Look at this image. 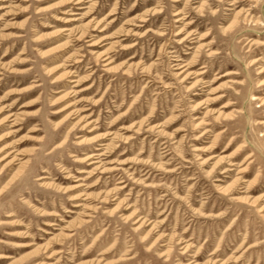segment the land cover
<instances>
[{"label": "rangeland", "instance_id": "374dc122", "mask_svg": "<svg viewBox=\"0 0 264 264\" xmlns=\"http://www.w3.org/2000/svg\"><path fill=\"white\" fill-rule=\"evenodd\" d=\"M77 1L0 0V264H264V0Z\"/></svg>", "mask_w": 264, "mask_h": 264}, {"label": "bare ground", "instance_id": "6f19581e", "mask_svg": "<svg viewBox=\"0 0 264 264\" xmlns=\"http://www.w3.org/2000/svg\"><path fill=\"white\" fill-rule=\"evenodd\" d=\"M82 2V0H79V1H77V3H81ZM72 82H76V80L75 79H72L71 80ZM13 115L14 114H11V115H8V116H6V118H8L7 119V122H10V121H12V120H14V119H11L12 117H13ZM90 157H93V156H90ZM92 163L93 162H95V161H91ZM81 204H79V203H77V204H75V206H80ZM260 211H264L263 209H260ZM51 225H56V224H51ZM47 233H50L49 231L47 232ZM3 257H5V258H7V257H9V256H3ZM51 257V256H50ZM47 264H53L51 261H49V262H47ZM223 264H227V263H223Z\"/></svg>", "mask_w": 264, "mask_h": 264}]
</instances>
